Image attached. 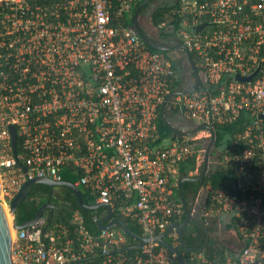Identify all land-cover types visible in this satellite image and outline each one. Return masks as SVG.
Returning a JSON list of instances; mask_svg holds the SVG:
<instances>
[{
	"label": "built area",
	"instance_id": "2783aa9c",
	"mask_svg": "<svg viewBox=\"0 0 264 264\" xmlns=\"http://www.w3.org/2000/svg\"><path fill=\"white\" fill-rule=\"evenodd\" d=\"M133 3L0 0V204L10 216L11 264H180L151 241L185 217L173 187L177 166L192 162L188 176L197 177L208 128L238 121L230 146L214 155L212 146L208 157V166L232 174L228 189L206 184L186 202L192 219L216 220L212 236L227 253L204 247L179 255L185 264H264V0H173L159 28L177 25L175 38L199 77L193 90L184 53L177 70L126 25ZM164 103V112H175L170 120L187 122L172 125L182 135L160 137ZM66 174L101 205L91 222L109 209L151 240L139 245L119 227L93 233L82 209L68 225H51L45 211L16 229L9 209L22 185ZM163 240L176 250L181 244L175 227Z\"/></svg>",
	"mask_w": 264,
	"mask_h": 264
},
{
	"label": "trees",
	"instance_id": "16d2710c",
	"mask_svg": "<svg viewBox=\"0 0 264 264\" xmlns=\"http://www.w3.org/2000/svg\"><path fill=\"white\" fill-rule=\"evenodd\" d=\"M144 0H134L131 11L125 17L126 25L133 28V14L135 9L143 2ZM173 0L169 4H161L156 6L150 12H148V28L153 31L154 37L147 33V30L143 29L140 23L138 26L142 30L144 36L153 44H156V40L162 39L164 42L171 44H178L179 41L176 40L174 31L177 29V25L173 22L171 26L168 28H159L160 23L163 21L164 14L169 10V6H172ZM149 4L145 5L139 15L147 13V7ZM171 28V29H170ZM170 29V30H169ZM151 31H149L150 33ZM152 51H157L150 48ZM163 53V51H161ZM164 54V53H163ZM165 55V54H164ZM192 60L194 61V57L191 54ZM186 62L184 54H182L180 61L174 62V66L177 70L180 69L181 62ZM187 63V62H186ZM174 111L166 110L164 112L165 119L171 124L170 117H174ZM172 125V124H171ZM158 132L161 138L171 137L172 133L170 129L163 123L161 118L159 117L157 120ZM241 129V121L236 123L218 126L214 128L215 131V141L212 148L211 154L214 155L218 149H220L223 145L225 147L230 146L229 138L237 131ZM19 144V143H18ZM192 166V162L178 165L179 169V177H189L188 173L190 171V167ZM193 178V177H191ZM63 180L74 183V180L68 175L63 176ZM232 180V174L228 171L227 167H220L215 170H209L208 173L204 176L202 181H185L182 183V192L184 194L185 201H188L193 198L196 194L199 187L210 184L213 188H225L228 189L229 183ZM175 193L179 195V191L177 188V183L173 184ZM81 193L82 202L85 205H89L94 202V198L89 195L88 191L84 190L82 187H77ZM47 201L50 204L56 206V210L53 211L51 225L56 222H61L63 224L70 223V216L72 212L76 209H80L75 195L71 190L63 186L57 187H49L43 184H34L29 188L28 195L26 198L19 204L16 213L14 214V223L15 225H20L24 222L31 220L37 210L43 206ZM83 216L85 218L86 227L93 233L98 232V225L96 223L91 222V211L81 210ZM50 219V214L48 217V221ZM183 218L182 222L184 221ZM198 221L200 223H198ZM126 224L127 228L131 230L134 234L141 235L140 230L130 221L123 220ZM208 234V241L205 245V248L209 252H216L219 255H222L225 250L219 246V243L216 238L212 236L214 230L217 229L216 220L212 219L207 221L205 217L198 216L193 220H189L186 225L182 229V238L181 244L177 247V251L179 254L183 252L188 253L189 250L199 249L204 243L206 239V232ZM167 242V240H165Z\"/></svg>",
	"mask_w": 264,
	"mask_h": 264
},
{
	"label": "water",
	"instance_id": "95a60500",
	"mask_svg": "<svg viewBox=\"0 0 264 264\" xmlns=\"http://www.w3.org/2000/svg\"><path fill=\"white\" fill-rule=\"evenodd\" d=\"M150 1L151 0H144L135 9L134 14H133V28H134L135 32L137 33V35L150 48L158 50V51H163V52L164 51H170V50H173V49H180L185 54V56H186V58L188 60V63H189V65H190V67H191V69H192V71H193V73L195 75V78H196V84L191 89V90H193L197 86V84L199 83V77L197 76V70L194 67V63H193L192 57H191L190 53L186 50V48L182 44L173 45L171 47H159V46L151 43L150 41H148L147 38L144 36L143 32L141 31L140 27L138 26L137 20H138L139 13H140L141 9L145 5H147L148 2H150ZM191 90H189L187 92H190ZM171 95L172 94H170V96ZM164 107H165V103L162 104V106L160 108V118H161V120L170 129L173 137H175L176 135H182L181 133L177 132L173 128V126L165 119V117H164ZM263 118H264V116H263ZM203 128H205V127L204 126H199V127L195 128L194 130H192L191 133L196 132V131H198L200 129H203ZM9 129H10V133H11V136H12L13 153L15 155L16 154V144H17L16 132H15L13 127H10ZM208 130L211 133V139H210L209 145L207 147V151H206V154H205L204 165H203V168H202L200 174L197 177H194V178L182 177V178L178 179V181H177V188H178L179 195H180V198H181V202L183 204V208H184V212H185V219H184V221L181 224L171 225L163 234L158 235V236L152 238V240H151L148 237H141V236H139L137 234H134L133 232H131V230H129L127 228V226L121 220L112 219L111 218V211L108 209L107 214L98 223L99 229H109L111 227L119 226L128 237L139 241V243H140L139 245L145 244V243L149 242L150 240L158 242L161 245L165 246L170 251L174 252L177 255V258H178V261H179L180 264H185V261L179 255L177 250L172 248L171 246H169L167 243H165L163 238H165L171 232L172 227H175L176 231H177V234L179 236V239L181 240L183 227L186 225V223L189 220H193L190 217V215H189V213L187 211L186 201H185L184 194L182 192V188L181 187H182V183L185 182V181H193V182L202 181L204 176L207 173L208 157L210 155V151H211V148H212V146L214 144V138H215V132L212 129H210V128H208ZM23 171L25 172L26 168H23ZM34 184H43V185H46V186H49V187L63 186V187L68 188L75 195L76 202H77L79 208L82 209V210H85V211L96 210L97 208H99L101 206L98 203L90 204V205L83 204L82 198H81V193H80L79 189L74 184H72L71 182H67V181L55 182V181H52V180L46 179V178H34L32 180L26 181L22 185L21 189L16 194V196L10 202V209H9V214L10 215H14L16 213L19 204L26 198V196L28 195L29 188L32 185H34ZM54 209H55V207L53 205H51L49 201H47L43 206H41L37 210L35 216L31 220H29L27 222H24V223H22L20 225H15V228L20 230V229H23V228H26V227L32 225L38 218L41 217V215L43 214V212H45V210H48L49 213H50V219L48 221V223H50L51 219H52V214H53ZM104 221H108V224L106 226H103V222ZM198 223H200V222L198 221ZM205 232H206L205 243L199 248V250H202L205 247V245H206V243L208 241L209 237H208L206 229H205ZM137 246L138 245H134V246H131V248H135ZM10 248H11V234H10L9 223H8V220H7V214H6L5 210L3 209L2 205L0 204V264H11Z\"/></svg>",
	"mask_w": 264,
	"mask_h": 264
},
{
	"label": "rangeland",
	"instance_id": "374dc122",
	"mask_svg": "<svg viewBox=\"0 0 264 264\" xmlns=\"http://www.w3.org/2000/svg\"><path fill=\"white\" fill-rule=\"evenodd\" d=\"M171 2H172V0H156L154 2V4L155 5H157V4H160L161 5V4H169ZM154 4L152 6H150V8H147V13L138 16V23H140V25L142 26V28L145 29V30H147V33L150 34L152 37H154V34H153V31L150 28H148L147 22H148V18H149L148 17V12H150L152 10V7L154 6ZM149 31H151V32L149 33ZM163 53L169 59H171L173 62L180 61V57L182 56L181 53L178 50L164 51ZM170 122H171L172 125H174L176 127L177 126H185V123L183 121H181V120H178V119L175 120V121L174 120H170ZM214 169H215L214 168V165L211 163L208 166L207 172L209 170H214ZM220 236H221L220 238L224 242H227L228 239L231 238L230 237L231 235L229 234V232L226 231V230H224V229L221 230ZM219 246L222 247L225 250V252L227 253V249H226V246L225 245H223L222 243H219Z\"/></svg>",
	"mask_w": 264,
	"mask_h": 264
},
{
	"label": "flooded vegetation",
	"instance_id": "af4514ba",
	"mask_svg": "<svg viewBox=\"0 0 264 264\" xmlns=\"http://www.w3.org/2000/svg\"><path fill=\"white\" fill-rule=\"evenodd\" d=\"M156 0H151L150 2H148V4H149V6L147 7V8H150V6H152L153 4H154V2H155ZM158 5H160V4H157V5H155L154 4V6L152 7V9H154L156 6H158ZM142 31V30H141ZM156 44L155 45H157V46H159V47H171V46H173V45H177V44H171V43H167V42H164L162 39H157L156 40V42H155ZM173 50H178L180 53H181V55H182V51L180 50V49H173ZM185 125H187V122H185ZM52 205V204H51ZM54 206V205H53ZM55 207V209L54 210H56V206H54Z\"/></svg>",
	"mask_w": 264,
	"mask_h": 264
},
{
	"label": "crops",
	"instance_id": "0c3cea01",
	"mask_svg": "<svg viewBox=\"0 0 264 264\" xmlns=\"http://www.w3.org/2000/svg\"><path fill=\"white\" fill-rule=\"evenodd\" d=\"M45 211H48V210H45ZM48 213H49V211H48ZM50 214V213H49ZM111 218L112 219H116L115 217H113V216H111ZM118 220H120V219H118ZM122 222H123V220H121ZM105 222V221H104ZM124 223V222H123ZM107 224H108V221H107ZM107 224H105V225H103V226H106ZM125 224V223H124ZM126 225V224H125ZM115 227H119V226H115ZM120 228V227H119ZM98 229H99V227H98ZM121 229V228H120ZM122 230V229H121ZM123 231V230H122ZM130 238V237H129ZM132 239V238H131Z\"/></svg>",
	"mask_w": 264,
	"mask_h": 264
},
{
	"label": "bare ground",
	"instance_id": "6f19581e",
	"mask_svg": "<svg viewBox=\"0 0 264 264\" xmlns=\"http://www.w3.org/2000/svg\"><path fill=\"white\" fill-rule=\"evenodd\" d=\"M177 183V182H176ZM7 220H8V223H9V217H8V213H7Z\"/></svg>",
	"mask_w": 264,
	"mask_h": 264
}]
</instances>
